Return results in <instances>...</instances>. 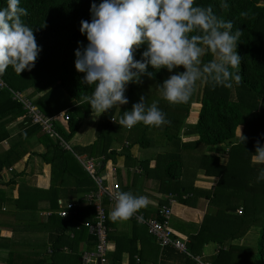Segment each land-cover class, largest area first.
<instances>
[{
	"label": "trees",
	"instance_id": "obj_1",
	"mask_svg": "<svg viewBox=\"0 0 264 264\" xmlns=\"http://www.w3.org/2000/svg\"><path fill=\"white\" fill-rule=\"evenodd\" d=\"M93 2L99 4L101 0H20V6L28 10V15L22 17V20L33 28L37 43L42 50L31 70H24L18 75L9 67L0 76L8 86L14 89H29L30 96L55 84L36 99V104L47 114L52 113L50 111L53 109L54 114L64 109L53 108V102L56 100L55 89L63 90L72 98L71 107L67 106L69 107L68 119L61 117L60 126L57 125V130L65 142L77 131L83 118L92 113L90 105L83 101V97L91 95L94 86H85L80 83L84 73L75 70L74 50L88 43L86 35L80 33L79 27L82 19L90 21V7ZM220 2L221 0H196L197 5H211L218 15H223L226 20H233V31L235 28L243 30V35L237 44L241 65L239 69L234 70L242 76V79L238 84L233 80L232 92H229V87L217 86L213 88L208 84L207 92H214V94L200 101L197 100L201 103V108L196 114V121L187 125H183L185 119L181 118L182 107L185 103L170 105L153 91V96L143 95L146 105H151L154 101L158 102V107L170 123L160 127H149L141 123L134 127L136 128V138L130 139L132 140L130 144L127 141L123 151L107 152L109 141L119 137L121 127L113 119L119 121L127 111L132 97H135L137 89H141L143 85L149 87L148 92L150 88H155L158 91L159 83H162L171 74L166 69L156 71L149 66L148 71L155 72V77L144 76L142 84H129L125 92L128 103L115 106L99 116L96 141L89 146H75L72 151L77 154L86 152L92 156L106 154L108 159L116 163L118 157L122 156L121 154H125L126 157L130 156V148L148 146V142L152 141L153 137L151 136L149 139L146 137H149L151 131L154 134H161L155 138H163L168 142L174 141L175 146L184 150L226 143L228 149L224 153V158H226L224 162L220 161L221 158L217 154H203L200 166L205 175L217 177L215 187L209 193L212 196V202L220 203L223 209L215 211V215L208 214L207 219L214 220L215 224L213 227L210 226L202 230L204 241L206 235L210 236V239L217 236L214 241L220 246L217 254L209 259L212 264H232V262L234 264H264V180H257L258 172L264 165L259 166L252 163L256 141L264 142V0H227L229 4L227 11L220 9ZM6 6L7 0H0V9ZM241 12H247V17L241 16ZM78 41L82 44H78ZM145 47L141 46L136 50L135 59H141V53ZM54 57L59 58V72L58 74L53 73L50 80L44 81L39 73ZM202 59L207 62L212 59V56L209 54ZM34 77L36 79H33ZM22 112L20 105L11 100L8 91L1 90L0 119L6 115L16 117ZM187 114H190L189 110ZM243 123L249 129V132L244 136L253 138H247L244 143L241 142L242 137L234 140L237 127ZM85 125L83 122L74 140L78 139L77 137L82 133ZM182 128L187 137L183 141L179 136ZM24 129L21 134L24 135L26 132L29 136L41 131L38 125L25 126ZM5 137L6 135L0 136V141ZM39 140L45 148L41 157L46 163H51L53 177L58 162H61L65 163V168L62 170L76 178L78 182H93L77 162L73 152L60 146L58 140L51 139L44 133L39 136ZM144 142H147V145ZM18 147H20L19 144L11 145L7 151L0 154V170L3 167H10L19 159ZM180 165L176 160L168 162L163 169L164 176L161 182H164L163 185L166 186L169 185V182L170 186L174 182L178 194L181 195L192 189V186L187 188L182 180H175L178 175L174 173V170L176 168L181 171ZM160 167L162 165L156 164L153 169L158 171ZM181 186L184 187V190H181ZM179 198L182 203L187 202L181 196ZM163 203L161 204L163 205ZM238 210L241 213H238ZM224 212H226L225 215L222 214ZM222 217L224 221L221 222L219 220ZM219 225H221V230L219 233H215ZM251 225H256L259 228L254 246L228 244V247L224 249L227 239L242 237ZM204 241L199 245H203ZM195 244L194 247H192L193 243L192 246H188V251L192 256L198 254V247L195 249ZM186 257L191 261V264H194L190 256ZM250 260L252 261L250 262Z\"/></svg>",
	"mask_w": 264,
	"mask_h": 264
},
{
	"label": "crops",
	"instance_id": "obj_2",
	"mask_svg": "<svg viewBox=\"0 0 264 264\" xmlns=\"http://www.w3.org/2000/svg\"><path fill=\"white\" fill-rule=\"evenodd\" d=\"M54 85L33 96H30L29 93L25 94L23 90L11 88L22 92L25 97L33 100L36 104V99ZM8 93L10 94L9 91ZM11 100L18 103L22 109L17 100L12 97ZM200 108L201 103L197 100L193 101L189 105L190 114L196 115ZM68 109L69 107L67 109L65 107L63 111L66 112ZM50 112L52 113L45 114H54V109ZM23 114L24 111L16 117L6 115L0 119V136L6 135L0 141V154L7 151L11 145H20L18 147L19 159L10 167H3L0 170V264H78L81 251L94 248V237L83 226V222L93 219L94 207L84 201L83 195L88 191L95 190V183L78 182L76 178L62 170L65 168V163L61 162H58L53 177L51 163H46L41 157L45 148L39 140V136L44 132L42 133L40 129L41 131L30 136L27 134L25 138L21 134L25 130L24 127L36 124L29 123L25 119L19 120ZM90 115L93 114L90 113ZM98 120L99 117L83 118L77 129L78 131L85 122L88 127L83 134L74 140L76 131L70 139L71 145L67 141V146H60L73 152V144L82 147L93 144L97 138ZM60 122L61 120L58 122V126H60ZM127 135L124 139L114 138L116 142L111 139L107 152L123 151L127 141L129 144L132 142L130 140L132 138ZM179 136L182 141L187 139L183 128L180 130ZM161 139L163 138L154 136L148 144L153 145L154 142L156 144L161 142L158 150H163L165 154L176 155L184 150L175 146L178 151H171L170 149L173 147L170 144L173 145L175 142H167L168 146H165L167 144L164 143L165 139ZM144 144L147 145V142ZM148 146L130 148V156L126 157L125 154H121L122 156L118 157L116 163L108 159L106 154L92 156L86 152L82 154L73 152V155L82 169L84 168L78 157H100L102 164L98 171L106 178V183H111L114 179L120 184V191H130L135 195L146 196L150 201L148 206L137 213L143 218H157L161 203L169 205L171 208L170 220L175 224L170 227L173 236L184 240L187 248L192 246V243V247H194L196 242L197 255L210 261L209 258L217 254L220 246L214 241L217 236L210 239V236L206 235L204 241L202 230L210 226L213 227L215 221L207 219V216L211 213H213L211 215H215V211H219V208H215V206H221L220 203L212 202V196L209 193L213 191L217 177L205 175L203 169L195 174L186 175L182 172L186 166L180 163L181 171L176 168L174 170V173L178 175L175 180H182L187 188L192 186V189L180 195L173 184L174 182L171 186L170 182L168 186L161 182L164 176L163 169L166 166L162 165L159 168H162L160 171L153 169L155 167L154 155H149L152 153L144 151ZM218 146L220 144L212 145L207 149V154L213 153L224 158L228 146H225L224 151L219 150ZM225 159L220 161L224 162ZM166 160H169L168 156ZM69 161L71 160L69 159ZM143 164L144 166H142ZM121 170L127 172V176H124V179L127 180L125 183L119 182L117 179L118 172ZM181 190H184V187L181 186ZM179 196L187 202L182 203ZM169 198L172 200L169 201ZM67 201H72L75 205L68 211L67 216H62L60 202ZM103 203L109 214L114 202L103 197ZM211 203L215 206L211 207ZM108 226L110 229L107 252L109 264H136L135 256L139 257V264H191V261L186 257L188 255L179 252L173 246H160L156 239L148 233L146 224L137 221L134 217L127 222L118 223L108 219ZM258 233L259 228L251 225L242 237L227 239L224 249L228 247V244L254 246ZM248 236L250 239L247 238ZM202 241H204L203 245H199ZM69 254L74 256L73 260L69 258Z\"/></svg>",
	"mask_w": 264,
	"mask_h": 264
},
{
	"label": "clouds",
	"instance_id": "obj_3",
	"mask_svg": "<svg viewBox=\"0 0 264 264\" xmlns=\"http://www.w3.org/2000/svg\"><path fill=\"white\" fill-rule=\"evenodd\" d=\"M219 6L222 11L229 9L227 0ZM90 14V21H80L79 31L88 43L74 50V64L77 72L84 73L80 83L94 86L91 95L83 97L94 118L127 104L129 84H142L144 76L155 77L149 66L171 73L158 85L160 96L170 105L187 103L198 81L230 88L233 80L238 84L242 79L234 70L241 65L237 44L243 30L233 31L234 21L218 15L211 5H197L196 0H101L91 4ZM27 15L20 0H7V6L0 9V76L9 67L20 75L35 66L42 49L33 28L22 20ZM141 46L146 47L137 60L135 52ZM209 54L212 59L205 62L202 58ZM113 121L127 129L141 123L149 127L170 123L158 102L146 105L144 96L118 122ZM241 137L244 143L247 137L242 132ZM252 163L264 165V146L259 140ZM257 180H264V167ZM110 196L114 203L108 218L114 223L129 221L150 202L130 191Z\"/></svg>",
	"mask_w": 264,
	"mask_h": 264
},
{
	"label": "built area",
	"instance_id": "obj_4",
	"mask_svg": "<svg viewBox=\"0 0 264 264\" xmlns=\"http://www.w3.org/2000/svg\"><path fill=\"white\" fill-rule=\"evenodd\" d=\"M1 90H8L11 97L21 104L24 114L19 120L25 119L29 123L38 125L42 132L50 138L58 140L59 144L62 146H67V142L63 140L57 130V125L61 120V117L68 119L69 114L67 112L61 111L52 115L43 113L33 100L25 97L22 92L13 90L0 77V91ZM78 158L84 170L95 183V190L88 191L83 195L84 201L94 207L93 219L83 222V226L86 227L88 232L94 237V248L91 250L83 249L79 255V262L80 264H109L107 252L110 229L107 223L109 219L108 212L103 203V197H106L109 201L114 202L111 199L110 193L114 194L115 192L120 191V184L114 179L111 183H106V178L100 175L98 171L102 164V159L100 157L84 156ZM171 200L172 199L169 198V201ZM74 205L75 203L72 201H67L65 203L60 202V214L62 216H67L68 211H70ZM238 213H241V211L238 210ZM158 215L159 216L157 218L148 219L143 218L138 214L133 217L137 221H141L146 224L148 233L156 239L160 246H173L179 252L190 256L193 259L194 264H212L211 261L203 258L202 256H192L188 251L186 242L173 236L169 225L171 216V208L169 205L163 204L158 209ZM139 261V257L135 256V263L139 264Z\"/></svg>",
	"mask_w": 264,
	"mask_h": 264
},
{
	"label": "rangeland",
	"instance_id": "obj_5",
	"mask_svg": "<svg viewBox=\"0 0 264 264\" xmlns=\"http://www.w3.org/2000/svg\"><path fill=\"white\" fill-rule=\"evenodd\" d=\"M58 61H59V58L58 57H54V58H52L51 60H50V62L40 71V77H42V78H44V81H48V80H50L51 79V76H52V74L53 73H56V74H58V72H59V65H58ZM179 71H182V70H180V69H178ZM33 79H36L35 77L33 78ZM138 85V84H137ZM208 87V84H206V83H202V82H197V86H196V90L194 91V93H193V95L191 96V98H190V100L187 102V103H185L184 104V106L182 107V109H183V113L181 114V118L182 119H185L184 121H185V123H183V125H187V124H189V123H192V122H195L196 121V115L195 114H193V115H191V114H187V111L189 110V105H190V103H192L193 101H195V100H198V101H200V100H202V99H204V98H206V97H208V96H210L211 94H214V92H212V93H208L207 92V88ZM148 89H149V87H147V86H141V89H137V91H136V93L134 94V96L135 97H132V99H131V103L129 104V106H128V108H127V110H130L131 109V107H132V105L134 104V103H136V102H138L139 101V99H140V97H138V96H143V95H147V96H153V93H152V91L153 92H156L157 94H159L160 95V91L158 90V91H156V89L155 88H150V90H149V92H148ZM24 91V93L25 94H28L29 93V89H25V90H23ZM229 92H232V87H230V90H229ZM212 96V95H211ZM54 97H56V100L53 102V108H57V109H63V108H65V107H67V106H70L71 105V101H72V99H71V97L70 96H68L63 90H61V89H59V88H57V89H55V91H54ZM138 97V98H137ZM134 98V99H133ZM71 107V106H70ZM190 111V110H189ZM66 112H68V111H66ZM190 113H191V111H190ZM182 116H186V117H182ZM88 117H93V115L91 116H88ZM86 122V121H85ZM84 122V123H85ZM86 124V123H85ZM139 124H137L136 126H134V127H137ZM246 125V124H245ZM244 125V123L243 124H241L240 126H238L237 127V129H236V137L234 138V140H238V139H240L241 138V132H242V134L243 135H245L247 132H249V129H247L246 128V126ZM88 126H86L85 125V128H83L81 131H82V133L81 134H83V132H84V130L87 128ZM133 127V128H134ZM164 127V126H163ZM131 128V129H127V130H129V131H127L126 130V128H124V127H120V132H119V137H120V139H124V138H126V135H127V133H128V135H127V137H130V138H132V140L136 137V128ZM158 129V128H157ZM159 131H161L160 129H158ZM252 131V130H251ZM153 131H151V133H150V135H149V137H146V138H150L151 136L152 137H154V136H157V135H159V136H161V134H154V133H152ZM247 138H249V139H253V138H251V137H249V136H246ZM264 138V137H263ZM71 139V138H70ZM70 139L68 140V142L70 143V145H71V141H70ZM159 140V139H158ZM119 141V140H118ZM122 141V140H121ZM67 142V141H66ZM114 142H116L115 141V139H114ZM168 141L167 140H164V143H167ZM172 142V141H171ZM161 143V142H160ZM160 143H158V144H156L155 142H154V144L152 145V144H150L144 151L146 152V153H152V154H149V155H154V162H155V166H156V164H158V165H164V167L166 166V164L168 163V162H170L171 160H176V162H179V163H183V165L184 166H186L185 168H183V171L182 172H184V173H186V175H191V174H195L197 171L199 172V170L200 169H202L200 166H201V161H202V157L204 156L203 154H207L208 153V151H207V149L208 148H211L212 146H204V147H201V148H194V149H189V150H181L180 151V154L179 153H177L176 155H173V153H167V154H165L164 152H163V150H161V149H159L158 150V147L160 146ZM261 143V145L262 146H264V142H260ZM168 146V143L167 144H165V146ZM172 147H173V149H175V150H173V149H170L171 151H178L176 148H175V144L173 143V145L172 144H170ZM227 144L226 143H221L220 144V146H218V148H219V150H221V151H224V148H225V146H226ZM76 145H72V147H75ZM166 148V147H165ZM158 150V151H157ZM184 151V152H183ZM166 156V157H165ZM167 156L169 157V160H166V158H167ZM219 158H221V159H224L222 156H219ZM220 159V160H221ZM222 162V161H221ZM183 166V167H184ZM259 166H261V165H259ZM161 169H158V171H160ZM201 171V170H200ZM117 173V172H116ZM127 172H125V171H122L121 170V172H118V175H117V179L119 180V182H127V180L126 179H124V176H127V174H126ZM125 174V175H124ZM190 180H192V179H190ZM139 182H141V179H139ZM163 184H165L164 182H163ZM124 185H126V184H124ZM211 207L213 206H215V205H213L212 203H211V205H210ZM215 208H219L220 210H223L222 209V207L221 206H215ZM210 209H212V208H210ZM213 210V209H212ZM225 213L226 212H224V213H222L223 215H225ZM224 217V216H223ZM223 217L219 220V221H221L222 222V220H223ZM173 219V218H172ZM224 221V220H223ZM169 225H170V227H172V225H175L174 224V222H172L171 220H170V222H169ZM254 226H256V225H254ZM221 230V225H219V227L218 228H216V231H215V233H219V231ZM218 231V232H217ZM249 239V238H248ZM69 256V258L71 259V260H73L74 259V256L72 255V254H69L68 255ZM252 259V258H251ZM252 260H250V262H251ZM232 264H234L233 262H232ZM251 264V263H250Z\"/></svg>",
	"mask_w": 264,
	"mask_h": 264
},
{
	"label": "water",
	"instance_id": "obj_6",
	"mask_svg": "<svg viewBox=\"0 0 264 264\" xmlns=\"http://www.w3.org/2000/svg\"><path fill=\"white\" fill-rule=\"evenodd\" d=\"M78 264H80V262Z\"/></svg>",
	"mask_w": 264,
	"mask_h": 264
}]
</instances>
